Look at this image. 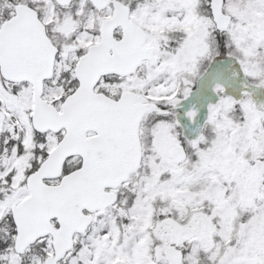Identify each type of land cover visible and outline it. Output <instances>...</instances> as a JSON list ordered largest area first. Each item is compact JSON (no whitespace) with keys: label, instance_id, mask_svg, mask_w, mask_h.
<instances>
[{"label":"snow or ice","instance_id":"snow-or-ice-1","mask_svg":"<svg viewBox=\"0 0 264 264\" xmlns=\"http://www.w3.org/2000/svg\"><path fill=\"white\" fill-rule=\"evenodd\" d=\"M0 264H264V0H0Z\"/></svg>","mask_w":264,"mask_h":264}]
</instances>
